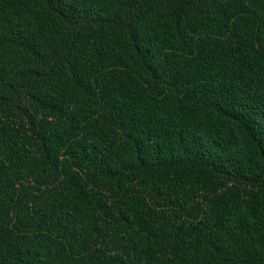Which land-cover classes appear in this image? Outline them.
Returning a JSON list of instances; mask_svg holds the SVG:
<instances>
[{"label":"trees","instance_id":"1","mask_svg":"<svg viewBox=\"0 0 264 264\" xmlns=\"http://www.w3.org/2000/svg\"><path fill=\"white\" fill-rule=\"evenodd\" d=\"M0 264H264V0H0Z\"/></svg>","mask_w":264,"mask_h":264}]
</instances>
